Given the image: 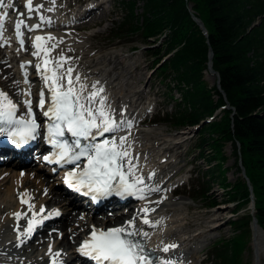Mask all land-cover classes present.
<instances>
[{
    "label": "snow or ice",
    "instance_id": "6c2138e0",
    "mask_svg": "<svg viewBox=\"0 0 264 264\" xmlns=\"http://www.w3.org/2000/svg\"><path fill=\"white\" fill-rule=\"evenodd\" d=\"M50 2L54 4L55 0ZM2 6L3 0H0V7ZM25 7L28 13H32L39 12L43 5L34 6L33 0H26ZM6 19L7 13L0 16V40L4 38ZM39 20L41 23L35 25H27L24 19L15 22V32L21 47L24 44L22 28L35 31L41 29L43 23L51 24L43 15L39 16ZM55 39L51 35H37L33 42L32 55L42 61L35 67L49 93L47 110L43 89L39 93L37 108L48 120L45 138L55 150L51 156H45L44 160L61 167L74 165L73 169L67 171L65 183L76 192L90 196L94 202L111 196L145 200L152 192L160 191L146 183L143 175L137 174L128 137L119 135L125 128L131 129L132 121H118L115 118L107 96L103 95L104 88L97 87L99 82L89 89L81 82L79 75L73 77L74 68L70 65L65 67L68 57L61 55L58 59L50 58L49 53L57 46L50 42ZM30 64L29 61L21 67L26 68ZM24 75L25 83H28L26 71ZM23 95L31 97V91ZM23 103L26 105L27 117H17V105L6 93L0 91V137H6L17 147L35 140L41 127L32 109L31 99H26ZM66 133L68 138H65ZM106 133L111 135L98 141V137H104ZM82 159L86 161L83 168L78 163ZM148 180H151V176ZM17 195L21 203L28 206L27 211L13 214L17 221L26 220L24 230L20 233L23 237L21 243H24L45 220L59 217L61 213L58 209L46 210L44 206L37 212L35 205L31 203L33 197L30 194L27 199H24L26 193L18 192ZM151 211L155 209L147 206L138 209L132 219L119 227L103 229L93 225L89 236L81 242L77 252L92 264H173L172 260L156 256L154 250L147 248L149 233L137 226V217H140L144 225L156 226L148 219ZM29 212L31 216L28 215ZM176 247L175 244H166L160 250L168 253ZM48 254L50 264H65L66 253L63 250L53 253L49 245Z\"/></svg>",
    "mask_w": 264,
    "mask_h": 264
},
{
    "label": "bare ground",
    "instance_id": "6f19581e",
    "mask_svg": "<svg viewBox=\"0 0 264 264\" xmlns=\"http://www.w3.org/2000/svg\"><path fill=\"white\" fill-rule=\"evenodd\" d=\"M9 1L11 0L5 1V7H7ZM57 1L58 0H55L53 4L50 0H33L34 6L42 4L43 8H41L39 12L32 13L27 12L25 7L26 0H15L11 4L12 8L9 11V22L5 25L3 40H0V91L6 93L13 103L21 100L20 108L17 106L21 114L25 110L23 101L29 98L32 101L33 97L32 93L31 97L23 95V93L29 90L31 92L33 91L31 88V80L35 76L34 74H29V65L26 68H22L21 65L26 64L30 61L29 59H31L33 52L27 49V45H33L34 37L37 35H51L56 38L50 42L51 44L57 45L54 50L60 47L62 51H65L63 53L72 56L75 53L77 54V48L72 43L82 36L76 33V31L98 24L108 15L106 11L98 13L95 11L96 7L92 9V6L89 5L88 7L91 6L90 12L85 15H80L77 20L56 21L55 18H57L58 9L55 11V8L57 7ZM68 3L69 7L74 5L72 2ZM98 4L99 8L103 7V3ZM5 7L2 8V11H6ZM50 8L54 10L49 11L48 9ZM20 13H24L25 15L21 16ZM36 15H43L51 21V24L43 23L41 29L32 31V38L25 41L23 47H21L15 32V22L24 19L27 25L41 23L40 20L36 18ZM66 28L74 29V32L65 31ZM28 32L31 33V31ZM5 42L7 44H5ZM54 50L49 53V56L50 58L58 59L60 56L55 53ZM83 50H85V48ZM78 55L77 57H80V54ZM84 58L86 60L85 63H95V66L90 70H78L79 72L77 75L80 76L81 82L86 84L89 89H91L93 84L99 82L97 87L102 86L104 88L105 91L103 95L107 96L108 104L115 118L118 121L122 119L132 121L133 126L131 129L125 128L119 135L128 137L131 144L132 156L134 157L133 163L137 166V174L143 175L146 183L150 184L152 187L160 189V191L152 192L145 200L139 199L134 209V211L137 212L138 209H142L145 206L149 209L154 208L155 211L148 213V219L156 226L144 225L140 217H137V226L152 235L153 241L151 243L155 253L161 254L163 258L171 254H176L178 259L181 256H189L187 260L189 259L191 264H197L195 258H193V252L190 253L185 243L186 241L192 240V238L199 237L202 232L192 233L189 231L188 227L182 223V218H171L168 212L169 207H172L174 211H180L184 203L183 198L181 199L173 196V184L167 185L166 179L167 175L170 174V167L173 162V155H170V153L175 150L178 143H169V145H165L161 148L162 143H168L167 140L163 142L157 140L152 141L151 133L146 129L142 130L136 128L138 123L137 117H133L135 114V109H132L134 104L131 101H125V98L129 96V99H131L137 94L140 95L143 91H132L128 81L126 82V86L124 84L117 86L121 82V75L114 76L109 66L110 64L116 63L118 55L115 56V59L103 57L96 60L93 57V53L90 52L86 53ZM79 59L80 58L68 59L67 63H79ZM37 60L38 63H42L41 59L36 57V61ZM25 71L27 72L28 83H25ZM17 81H19V84H16ZM117 100L124 101V103L120 106H116ZM40 115L41 113L39 112L35 113V116ZM110 135L111 134L106 133L101 140L108 138ZM5 170L0 172V193L2 191V186H7L5 193L0 194V196H4L0 198V264H50V257L48 254L49 245H51L53 253L63 250V253H66L64 256V260L66 261L74 257V255H77L76 249L73 246V239L75 237L82 235L83 232H90L93 225L103 229L107 227L112 228L115 226V221L120 218L119 213L115 218H108V222L105 221L106 217L101 219L95 215L92 217H85L79 214L76 216L78 218H76L71 210V204L65 203L66 198L63 201L59 196V186L48 181L47 177L39 174L40 172L37 173L34 169L17 170L7 179L9 174L7 173L8 171ZM153 173L154 175H152ZM149 176H151V180H148ZM45 190H47V194H45ZM18 192L26 193L24 199L28 198V194L33 197L31 203L35 205V211L37 212L41 206H44L46 210L58 209L60 211L61 215L58 219L62 220L65 218V221H60L58 225L60 230H64L62 238L58 234L54 238V241H47L46 237H52L55 233H49L43 230L38 236L32 235L30 239L21 243L23 237L20 233L24 230L26 220L20 219L17 221L13 214L27 211L28 206L21 203L17 195ZM157 201H160V203H156ZM89 213V215H91L93 211ZM123 213L127 216L126 221L132 219L136 215H132V211L130 212L126 209L122 211V214ZM28 215L31 216V212H29ZM81 217H83V219H81ZM78 220L80 221V225H77ZM216 220L219 219H212V222H216L215 225H217V228H221L222 223ZM126 221L121 225L125 224ZM18 227L19 231H17ZM79 228L81 229L79 230ZM183 234H187L191 238L182 239L180 235ZM166 244H175L177 247L171 249L168 253H164L160 248ZM254 246L256 253L255 264H261V257L264 255V231L258 226L254 230ZM16 247L19 249L23 247V252L19 253Z\"/></svg>",
    "mask_w": 264,
    "mask_h": 264
},
{
    "label": "trees",
    "instance_id": "16d2710c",
    "mask_svg": "<svg viewBox=\"0 0 264 264\" xmlns=\"http://www.w3.org/2000/svg\"><path fill=\"white\" fill-rule=\"evenodd\" d=\"M142 1L141 12L136 0L120 1L123 16L114 30L119 33L117 37L140 34L148 44L163 40L166 55L177 49L164 61L161 72L176 71L178 78L191 83L192 88L184 91L185 102L191 108L178 110L174 124L198 123L226 103L222 93L216 87L209 88L202 79L213 50V66L235 110L231 115L233 110L226 109L221 120L203 127V144L214 145L220 153L227 141L241 143L256 197V215L264 227V0ZM192 13L202 19L207 34ZM259 19L260 24L255 25ZM213 91L219 95L217 100ZM205 132L210 135L203 137ZM234 152L237 154V146ZM229 197L238 202L237 209L246 205L250 200L247 182L239 179ZM250 220L251 216L245 215L234 223L249 227ZM219 243L215 247L217 264H239L241 240Z\"/></svg>",
    "mask_w": 264,
    "mask_h": 264
},
{
    "label": "rangeland",
    "instance_id": "374dc122",
    "mask_svg": "<svg viewBox=\"0 0 264 264\" xmlns=\"http://www.w3.org/2000/svg\"><path fill=\"white\" fill-rule=\"evenodd\" d=\"M137 1L139 2V7H141L143 5V1ZM117 5L118 0H109L105 2L104 7L108 15L98 24L78 30L77 33L82 36L75 41L74 44L77 48V54H73L70 59L80 58L79 63H74V65L89 69L93 68L95 63H85L86 60L81 56L77 57L79 56L78 54L91 52L96 60L103 57L115 59V56L118 55L116 63L110 64L109 66L113 75H121V82L117 86L126 83V79L128 78L132 91H143L140 95L137 94L135 97L131 98L137 106V111H140L139 114L144 110V107L147 105L149 106L151 103H154L157 106L154 114L153 111H150L146 117L149 120L151 119L150 122L154 125L152 127L143 126V129H148V131L152 134V141L157 140L159 142H163V140H167L168 143H163L161 147L169 145V143H178L183 141L178 143L175 150L171 152V154L178 157V163L174 168L175 171L173 172V177L177 174L178 176L175 178L171 177L170 180L176 181L177 179H185L186 181V179L190 177L189 175L191 174V170L194 168L193 162L198 156L196 144L199 138L200 130L197 132H190L188 128L174 130L171 125L161 123L158 124L154 122L156 119L158 120L161 116H163V112H171L170 106L167 107L165 105L166 101L164 95L162 94L164 89L162 87L161 78L157 75V72L152 71L153 66L155 65L154 63L163 51V43L159 42L149 47L144 44L141 36L139 35L127 36L122 39H114V32L112 30L113 21L118 20L119 16L122 14L121 9H119ZM101 10L102 9L99 8L97 9V12L101 13ZM83 48H85V50H83ZM154 51H157L158 54H152ZM88 65L91 66L86 68ZM205 78L208 83L211 85L214 84V78L211 75L206 74ZM34 84H37V82L33 81L31 86ZM175 94L177 95L176 92ZM125 99H129V96ZM224 154L227 156L224 167L227 168L226 176L228 181H235L239 175V171L234 165L235 156L232 152L231 145L228 143L224 147ZM211 156L212 153H210L209 157ZM216 161L217 160L214 159V162ZM201 165L202 162L198 161L195 168H199ZM195 182L197 183V179L189 180V184H193ZM184 183L185 182H180L179 184ZM178 190L179 191L177 193H179V195L177 197L185 196V201L188 202H185V204L181 207L184 212L182 215L184 216V219L182 221L185 223V226H187L192 233L203 231L201 236L197 238L201 240L200 246L204 245V247L201 249V253H196V257H198L199 261L198 264H202L200 263V260L206 253L208 244L212 243L219 237L230 236L234 233V229L231 227V219L237 216L233 213L231 207L233 204L231 203H222L214 208H208L204 206L206 202L205 200L195 202L187 198L189 194L193 193V190H190V186H180ZM210 194L211 199L221 201L226 199L227 190L218 183H215ZM212 219H219L216 221L222 223V227L217 228V225H215L216 222H212ZM211 226H214L212 230H210ZM243 257L242 264H254L255 251L252 245V240ZM261 264H264V257Z\"/></svg>",
    "mask_w": 264,
    "mask_h": 264
},
{
    "label": "water",
    "instance_id": "95a60500",
    "mask_svg": "<svg viewBox=\"0 0 264 264\" xmlns=\"http://www.w3.org/2000/svg\"><path fill=\"white\" fill-rule=\"evenodd\" d=\"M197 20L202 24V21H201L199 18H198ZM212 55H213V54H211V56H212Z\"/></svg>",
    "mask_w": 264,
    "mask_h": 264
}]
</instances>
